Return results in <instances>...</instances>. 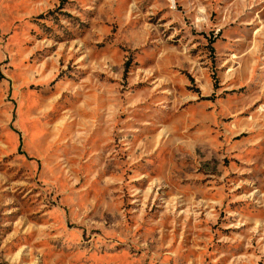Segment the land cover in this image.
<instances>
[{
  "label": "rangeland",
  "instance_id": "obj_1",
  "mask_svg": "<svg viewBox=\"0 0 264 264\" xmlns=\"http://www.w3.org/2000/svg\"><path fill=\"white\" fill-rule=\"evenodd\" d=\"M54 206L127 264H264V0H0V264Z\"/></svg>",
  "mask_w": 264,
  "mask_h": 264
},
{
  "label": "crops",
  "instance_id": "obj_2",
  "mask_svg": "<svg viewBox=\"0 0 264 264\" xmlns=\"http://www.w3.org/2000/svg\"><path fill=\"white\" fill-rule=\"evenodd\" d=\"M41 127L42 125L36 122V128ZM25 129L26 136L28 137V140L26 142L27 147L29 148V146L33 145L35 151L39 152L40 148L43 145V141L38 140L36 135L35 139L39 141L41 145H36L35 143L31 142V132L28 131L27 128ZM9 135L11 143L13 144L14 142H16L14 134ZM81 199L82 196L79 193H77L72 199H70V203L73 208V210H71L70 212L71 215H75V205L79 210L84 208V205H79ZM41 215H45L47 217V221L45 222L49 223H45L46 226L43 228L34 229V232L36 233L33 242L44 245V247H42L44 248V258L43 260L39 258L38 262L37 260H34L33 262L31 258L27 259L25 256V258L22 259L23 264H75L76 261L80 260H83V264H117V262H119V264H127L132 258V255L129 254L124 248L115 253H100L97 250H89V247L87 246L90 240L84 239L85 233V236H88V229L75 230L76 228H69L62 224V222H64L62 220H66V215L68 217V212L66 213V215L62 214L60 213V210L54 206V208L50 209L47 212H44ZM59 219H61V221ZM59 244L63 246L65 250L70 251V254L66 255L65 260L59 259V257H56L53 254L54 249L59 248ZM74 247H78V250L75 251ZM123 256L126 257V260L121 261Z\"/></svg>",
  "mask_w": 264,
  "mask_h": 264
}]
</instances>
